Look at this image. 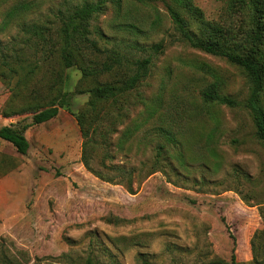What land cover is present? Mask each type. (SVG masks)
I'll return each mask as SVG.
<instances>
[{
  "label": "rangeland",
  "instance_id": "374dc122",
  "mask_svg": "<svg viewBox=\"0 0 264 264\" xmlns=\"http://www.w3.org/2000/svg\"><path fill=\"white\" fill-rule=\"evenodd\" d=\"M195 2L209 18L224 8V0ZM111 18L110 9L94 22L111 35ZM17 32L18 27L0 32V40ZM162 39L167 46L154 58L141 92L148 98L161 92L164 120L173 127V117L181 132L179 144L163 157V169L137 177L131 193L85 167L76 115L89 93L76 90L80 69H67L68 103L54 119L27 130V154L0 138V264H86L89 258L98 264H213L230 260L234 247L242 264H264V143L243 105L206 112L200 98L204 80L188 62L220 69L230 80L227 92L241 101L249 94L245 74L221 57L169 44L165 33L146 43ZM10 96L0 79V127L31 122V114L3 115ZM126 124L112 137L114 152ZM147 129L136 135L131 150L115 152L112 163L140 168L155 160L162 138L146 149ZM99 159L93 165L104 169Z\"/></svg>",
  "mask_w": 264,
  "mask_h": 264
},
{
  "label": "trees",
  "instance_id": "16d2710c",
  "mask_svg": "<svg viewBox=\"0 0 264 264\" xmlns=\"http://www.w3.org/2000/svg\"><path fill=\"white\" fill-rule=\"evenodd\" d=\"M110 9L111 35L94 22ZM12 27H18V32L6 42L0 40V79L11 90L3 115L31 114L32 121L0 127V138L19 153L30 149L27 130L54 119L67 105L66 72L75 66L82 75L76 90L89 93L76 115L85 167L103 180L126 185L131 193L139 183L137 177L162 170L163 157L179 144L175 131L179 129L173 117V127L164 120L161 92L153 98L141 92L154 58L167 46L165 39L146 43L159 33L169 37V44L221 57L243 71L249 94L241 101L227 92L230 80L220 69L204 61L188 62L204 80L200 98L206 112L211 114L217 105H243L264 143V0H224L217 18H209L195 0H0V32ZM90 82L91 86H83ZM123 123L127 124L117 138L115 152L131 150L136 135L148 127L146 149L155 137L162 138L154 147L155 160L143 162L140 168L112 163L115 152L110 144ZM98 157L105 170L93 165ZM86 264L98 262L89 258ZM213 264L242 263L234 247L230 260Z\"/></svg>",
  "mask_w": 264,
  "mask_h": 264
}]
</instances>
